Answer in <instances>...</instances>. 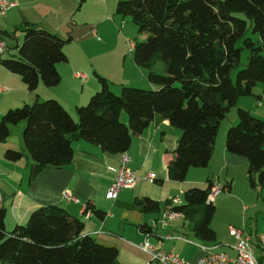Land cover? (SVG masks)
<instances>
[{"label":"trees","instance_id":"16d2710c","mask_svg":"<svg viewBox=\"0 0 264 264\" xmlns=\"http://www.w3.org/2000/svg\"><path fill=\"white\" fill-rule=\"evenodd\" d=\"M115 14L129 17L138 27L143 38L135 39L133 58L158 88L123 85L116 93L106 78L96 75L101 89L87 105L76 107L77 119L56 99H37L9 110L0 120V143L8 140L11 126L26 123L22 140L31 158L32 179L48 167L69 165L75 141L109 154L127 153L133 138L159 114L181 132L169 174L173 181L184 182L190 169L209 166L229 111L241 98L256 97L255 87L264 83V0H118ZM249 31L260 39L248 37ZM23 33L18 53L2 58L1 64L19 75L31 92L41 82L48 88L58 86L57 65L68 61L64 47L74 39L29 24ZM245 49L248 63L235 84L231 74L241 66ZM159 62L164 74L156 71ZM225 144L230 154L249 161L250 186L264 189V120L240 107ZM23 153L8 149L5 159L18 162ZM212 186V182L205 188L192 186L185 192V202L166 207L190 221L193 236L204 242L217 241L211 227L215 201L208 200ZM136 205L144 213L160 212V204L149 197L137 199ZM88 213L105 217L91 203ZM6 217L7 209L1 205L0 264H119V249L85 234L84 221L63 206H42L11 231ZM140 228L151 235V227Z\"/></svg>","mask_w":264,"mask_h":264},{"label":"crops","instance_id":"0c3cea01","mask_svg":"<svg viewBox=\"0 0 264 264\" xmlns=\"http://www.w3.org/2000/svg\"><path fill=\"white\" fill-rule=\"evenodd\" d=\"M13 1L17 6L5 17L0 16V36L7 47L4 54L9 53L11 57L18 53L23 43V28L26 24L43 27L62 37H71V0ZM113 3H115L114 0ZM110 7L112 6L109 3L106 14L108 11L110 13ZM100 12L101 17L104 16L103 8ZM94 28L95 26L92 29ZM94 30L98 33V27ZM111 32L114 31L111 30ZM93 35L90 34V36ZM108 43L111 44L109 41ZM67 46H71V42ZM3 55H0V88L5 87L8 91L0 93V119L9 110L19 107L24 102L36 101L40 97L28 93L27 85L21 77L3 67L1 59L6 58ZM104 57L125 58L124 53L118 55L115 49L98 53L97 57L93 58H89L85 52H78L73 64L85 65L88 59L90 61L88 71L95 77L91 79L87 74L88 80L83 82L75 76V73L82 72L71 74V60L68 58L66 63L70 64L69 69L64 66L59 68L62 71L61 80L65 77L64 73L66 74L67 86L62 91H58L44 85L49 89L45 96L54 97L68 111L75 113L77 106L86 105L92 95L101 89L96 75L106 78L116 93L123 85L158 88L149 82L148 71L135 63L133 54V65L131 62L126 65L124 60L122 69L109 70L110 68L101 62ZM92 59L98 61L104 68H96L94 66L96 61ZM85 68L81 67V69ZM83 74L86 73L83 72ZM40 88L42 87L39 85L37 90ZM256 88V97H252L254 101L248 103V106L242 104L241 107H248V110L255 113H252L254 116L264 120V83L263 86ZM235 121L238 119L234 118L233 123ZM180 137V130L157 114L143 134L133 138L131 147L127 151L130 158L128 168L140 180L147 179L149 175H154L155 178L141 181L134 188L121 191L116 200H108L107 194L113 183V170L120 166L122 154H109L99 146L85 141H75L73 142L75 155L69 165L62 169L48 167L32 179L31 159L25 156V165L20 162L21 160L18 162L6 160L5 152L8 149H14L13 144L0 143V190L3 196L2 205L7 209L5 221L7 230L11 231L16 225L26 224L31 214L42 206L59 205L84 221L85 234L92 236L101 244L117 247L119 264H147L150 258L139 248L146 240L166 251L174 250L183 259L189 261H197L204 256L199 245L217 246V251L234 257V248L238 243L235 238V244L226 246L228 250L230 249L229 251H221L222 244L200 242L192 237L193 224L190 221H183L182 218L166 221L164 215L168 211L166 207L169 203L185 202V192L192 186L205 188L212 182L214 185H221L223 192L235 195L237 188L235 172L241 171L245 175V186L242 187L241 193L238 191L236 193L238 198L243 199L247 205L244 207L245 222L240 230L251 237L254 253L262 259L258 237L264 234V189L250 186L249 161L230 154L222 140L219 144L216 142L211 162L207 167L208 171H204L207 169H190L184 182H175L170 178L169 166L174 159L173 151ZM19 147L23 151L21 140ZM23 152L25 153V150ZM66 190L76 195L77 202L63 201ZM145 197L157 201L160 204V212H142L136 205V201ZM89 203L96 210H102L105 217L101 219L91 213L85 215L86 206ZM144 225L151 227V235L141 230L140 227ZM183 238L188 242L182 240Z\"/></svg>","mask_w":264,"mask_h":264},{"label":"rangeland","instance_id":"374dc122","mask_svg":"<svg viewBox=\"0 0 264 264\" xmlns=\"http://www.w3.org/2000/svg\"><path fill=\"white\" fill-rule=\"evenodd\" d=\"M108 1L110 3V6L112 7H110V13L108 11V13L106 14V9L107 10L109 9ZM114 2L115 3H113V0H106V1L71 0V37L74 40L71 42V46L66 45L64 47L66 55L68 56L69 60H71V74L75 72H82L83 74L84 72L86 74H89L91 79L95 77L94 74L88 71V68L90 65V61H88V59H86L87 63L85 65L80 66V65L73 64L75 61L74 58L77 56L78 52H85L89 58H93L94 56L97 57L98 53L112 51L115 49L118 55L124 53L125 58L123 57H119V58L104 57L103 59H101V62L110 68L109 70H112V68L122 69L124 60H126V65H128L129 62H131L133 65V62H132L133 53L130 50L131 45L134 43L135 39H141L143 37L140 35L138 27L133 24V22L131 21L129 17L123 18L122 16L115 14L118 0H114ZM102 8L104 10V16L101 17L100 10ZM102 21H104V23H102ZM94 26L95 28L98 27V33L96 30H94L95 28L92 29ZM109 27H110V30H109ZM111 30H113L114 32H111ZM90 34L91 35L94 34V35L90 36ZM248 37H251L254 41H258L260 39L259 35L253 34L252 31L248 32ZM62 38L65 40L68 39V37H62ZM8 41H10V39H8ZM108 41L111 42V44H109ZM22 42H24V35H23ZM240 45H242V43H240L239 46ZM70 52H71V56H70ZM263 54H264V51H263ZM109 55H112V54H109ZM3 56L6 58H10L9 53L4 54ZM248 56H249V51L247 49L243 50L241 66L233 69L232 71L231 77L235 84L237 83L238 72L242 68H244V66L248 63ZM94 60L95 59H92V61ZM69 65L70 64L66 62L59 63L57 65V69H59L61 66L67 67L69 69ZM82 66L86 68L81 69ZM94 66L99 69L104 68L102 67L101 64L98 63V61L94 63ZM163 67H164V64L162 62H159V67H158L159 73L163 72ZM58 71L62 77V71H60V69ZM75 74H78V73H75ZM162 74H164V72ZM64 76L65 77L63 78V80H61L60 84L58 86L52 87L51 89L62 91L65 88V86H67L68 84L65 73H64ZM80 85H82V83ZM40 86L42 88L34 92H31L29 89H27V92L31 93V95H35V96L39 95L40 101H47L50 99H55L54 97L50 98V97L45 96V93L48 92L49 89L46 88L42 82L40 83ZM261 86H263V83H259L256 87H261ZM256 87L254 89V93H257ZM120 92L121 90L118 93ZM239 101L240 102H238V105L233 107L229 111L226 119L221 123L220 129L217 135V139H216V142L218 144L222 140H223V143L226 141L228 130L232 126H235L237 124L238 121H235V123H233V119L234 118L238 119V109L241 107V105L243 104V106H248L249 105L248 103H251V101L253 102L254 100L252 97H243ZM34 102L35 101L24 102L19 107H15L13 109L21 108L26 104H33ZM242 108L247 109L248 107H242ZM69 113L71 114L72 112L70 111ZM71 115L72 116L74 115L73 117L77 119L76 111L75 113H72ZM25 126H26V123L22 122L19 125L10 127V136L5 143L13 144L12 148L14 149L12 150L22 151L19 147L20 140L22 141V144H23V151L25 150V146L22 140V132ZM23 154L24 156L20 162H22L23 165H25L26 164L25 156H27L29 159L31 158L28 155L26 150H25V153ZM204 169H207L204 171H208V168H204ZM235 173L237 174L236 191L241 193L242 187L245 186V175L241 171H238ZM236 191L234 193L235 195L229 192L222 191L215 201L216 202L215 203L216 214L211 223V227L217 233V241L215 242L205 241V242L209 244H222L223 247L220 249L221 251H229L230 249L228 250L226 246H228L229 244L233 245L236 243L235 239L230 234V230H229L230 227L232 226L236 229H242L243 223L245 222L244 207L247 205V203L243 199L238 198ZM71 196H72L71 202H75V200H77L76 195L72 192ZM182 199L184 198L182 197ZM63 201L67 202L64 199ZM191 236L194 237L192 232H191ZM199 241L201 242L203 240H199Z\"/></svg>","mask_w":264,"mask_h":264},{"label":"built area","instance_id":"2783aa9c","mask_svg":"<svg viewBox=\"0 0 264 264\" xmlns=\"http://www.w3.org/2000/svg\"><path fill=\"white\" fill-rule=\"evenodd\" d=\"M104 1V0H103ZM17 6L13 0H0V16L5 17L7 13ZM7 47L5 41L0 37V55L4 54ZM131 52L134 51V43L130 48ZM77 78L86 82L88 80L87 74L78 73L75 75ZM7 88L1 87L0 93L6 92ZM130 158L127 153L121 155L120 166L114 169L113 183L109 188L107 199L116 200L119 193L126 189L134 188L139 182L146 181L147 179H154V175H149L147 179L140 180L133 171L128 168ZM223 191L221 185H214L211 188L208 200L214 202L218 195ZM72 191L66 190L63 194V199L71 203ZM2 193L0 191V206L2 205ZM77 202V200H75ZM178 204V201H174ZM166 221H174L181 219L179 213L167 211L164 215ZM230 234L237 240L235 246V256L232 257L227 253L217 251V246H203L199 245L204 252V256L197 261H189L183 259L174 250L166 251L158 248L149 240L143 242L139 248L149 256L150 260L147 264H264V234L259 235L258 242L259 248L262 252V259L257 257L252 248V240L249 235L240 229L230 228ZM179 239V238H178ZM184 239V238H183ZM186 242L188 240L185 239Z\"/></svg>","mask_w":264,"mask_h":264}]
</instances>
